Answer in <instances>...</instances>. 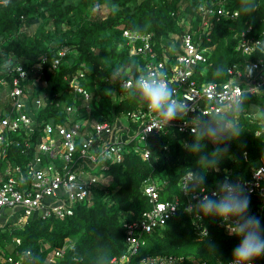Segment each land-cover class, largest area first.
I'll use <instances>...</instances> for the list:
<instances>
[{
  "label": "trees",
  "instance_id": "1",
  "mask_svg": "<svg viewBox=\"0 0 264 264\" xmlns=\"http://www.w3.org/2000/svg\"><path fill=\"white\" fill-rule=\"evenodd\" d=\"M212 1L218 7L237 10L238 16L217 21L210 42L216 44L212 64L203 68L204 73H197L198 81H222L233 63L247 71L248 65L259 57L263 63L253 75L264 71V55H244L236 48V34L246 26L251 24L258 32L264 30V0H249L255 6L250 13L243 11L246 3L242 0H11L7 7L0 0V107L10 108L8 93L17 74L3 70V59L7 58L28 70L19 85L24 110L33 118L32 125L37 130L27 132L22 127L9 132L12 142L0 168L10 161L26 172L43 125L66 123L67 105L73 107L74 118L84 120L88 127L94 122H114L129 111L145 107L122 90V80L113 79L116 67L124 70L123 80L134 79L145 64L144 56L130 53L123 31L152 32L156 49L161 52L171 47L168 52L174 56L186 30L183 17L191 18L192 30L196 29L201 19L200 7L215 6ZM100 6L108 9L104 16L95 14ZM61 49H67L64 55H60ZM81 72V82L92 95L87 102L68 81ZM237 104L243 106V111H234L235 104L223 114L203 118L238 122L242 132L227 142L228 151L219 170L207 172L205 187H215L226 173L233 180L250 178L252 170L264 160V121L256 117L257 109L264 108V93H247ZM133 124L130 133H134ZM192 140L193 132L169 127L149 135L145 141L125 142L122 161L110 163L104 173L106 178L94 187L90 200L77 202L72 215L59 218L38 213L25 225L7 221L0 226V256L2 252H13L16 246L21 251L31 249L33 262L48 264L50 252L69 240L71 246L63 264H104L105 255L107 264H118L112 259L126 252L125 222L138 218L151 206L145 193V184L151 181L158 184L161 199L178 197L180 205L166 223L144 236L134 258L175 254L182 256L185 264L228 263L239 239L228 234L220 219H199L194 212L186 211L189 197L183 194L182 182L191 169L198 167V156L187 152L183 144ZM205 144L209 152L217 147L208 141ZM136 145L147 148L150 156L142 157ZM51 160V156H45V163ZM57 164L62 166L63 162L58 160ZM85 168H90L87 163ZM250 197V213L264 223L260 197ZM201 226L207 227L208 235L198 239ZM15 237L21 239L20 244L15 243ZM209 244H214L215 249H210ZM31 260L26 259L25 263ZM257 262L264 264V258Z\"/></svg>",
  "mask_w": 264,
  "mask_h": 264
},
{
  "label": "built area",
  "instance_id": "2",
  "mask_svg": "<svg viewBox=\"0 0 264 264\" xmlns=\"http://www.w3.org/2000/svg\"><path fill=\"white\" fill-rule=\"evenodd\" d=\"M214 3L215 1H212V4ZM200 15V23L193 30L191 18L183 17L181 20L186 30L180 36V49L173 53L174 56L169 55L168 51L171 47L161 52L156 49L152 32L133 29L123 31L130 53L142 55L145 58L142 70L165 72L169 84L176 89L177 97L190 102L191 111L184 114L182 118L166 124L143 107L127 112L114 122H94L91 127H88L84 120L74 118L73 107L67 105L66 123L47 122L43 125L34 155L26 163V172H23L19 164H13L10 161H7L5 168H0V218L6 213L14 212L19 215L17 223L25 225L32 215L38 213L42 217L64 218L72 215L77 202L90 200L94 187L106 178L104 173L109 169L110 163L122 161L125 142L136 139L145 141L149 135L163 132L169 127H177L180 131L196 132L203 118L227 112L232 105L241 102L247 93H264V71L250 75L236 62L227 68L226 79L198 81L197 73H204V69L212 64V54L216 44L210 42L213 40L212 33L217 21L221 17L236 18L238 11L225 6L203 5L200 7ZM236 37V48L242 54L250 55L256 52L252 47L254 43L264 38V30L258 32L250 24L236 34ZM66 50L61 49L60 55H64ZM55 62L58 63V60ZM262 63L263 58L259 57L252 64L261 65ZM16 66L14 71L17 74L13 77V84L8 93L10 108L6 110L7 107H0V165L12 142L9 132L22 127H25L27 132L36 130V126L32 125L33 118L24 110L22 88L19 85L20 79L27 76L28 70L22 65ZM20 66L25 74L19 70ZM83 76L84 73L81 72L69 78L68 81L70 87L87 102L92 95L81 82ZM131 79L133 78L129 77L124 81ZM37 101L39 104L42 102L40 99ZM131 122L134 123V133H130ZM135 149L140 150L144 158L150 156L147 148L136 145ZM46 155L51 156L53 160L45 163ZM58 160L63 162L62 166L57 164ZM85 163L89 165V169L85 168ZM186 176L183 179L182 188ZM237 180L247 186L250 194L260 197V207L264 208V160L252 170L250 178ZM72 184L77 187L69 195L65 192V186ZM205 189L208 194L215 191V187H205ZM145 193L149 197L151 206L138 218L125 222L126 252L121 257H114L112 262L185 264V259L175 254L147 256L139 260L134 258L145 241L144 236L166 223L177 212L180 205L178 197L161 199L158 184L155 182H146ZM190 202L195 203L194 200L188 199L187 206ZM4 223H0V226ZM221 224L227 230L226 224L222 221ZM206 235H208L207 227L201 226L197 231V238L201 239ZM15 243L20 244L21 239L15 237ZM69 246L71 242L66 240L62 246L52 250L48 264H63L62 260ZM26 251L31 252L27 257L24 256ZM33 256L34 252L31 249L21 251L15 246L13 252H2L0 264H26V259L31 260ZM29 264L37 263L31 260ZM254 264L261 263L255 261Z\"/></svg>",
  "mask_w": 264,
  "mask_h": 264
},
{
  "label": "clouds",
  "instance_id": "3",
  "mask_svg": "<svg viewBox=\"0 0 264 264\" xmlns=\"http://www.w3.org/2000/svg\"><path fill=\"white\" fill-rule=\"evenodd\" d=\"M7 7L11 0H2ZM246 3L243 11L250 13L255 6L249 0H242ZM261 55H264V39L257 40L252 46ZM4 71H12L17 66L10 59L4 58L2 64ZM261 68L259 64H249L247 71L253 75ZM24 73L20 66L19 69ZM25 74V73H24ZM124 70L116 67L113 70V79L122 80V90L145 106L149 113L158 117L166 124L182 118L184 114L191 111L190 102L177 97L176 89L172 87L163 71L151 69L141 70L134 79L124 81ZM112 90H107L111 94ZM234 111H243L241 104H236ZM257 119L264 121V108H258ZM241 128L238 122L225 121L220 118L201 120L199 129L193 132V140L183 144L184 149L190 154L198 156L197 165L187 173L183 194L194 200L189 203L186 211L195 213L196 217L218 218L227 226L230 236L239 239V243L232 250V259L229 264H254L255 261L264 258V223L259 216L251 214V197L247 186L239 180H233L229 174L223 179L216 181L215 191L207 193L206 184L207 172L219 170V165L228 151L227 142L237 139L241 135ZM205 141L217 145L212 151H206ZM221 145H225L221 147ZM104 159V157H101ZM77 185H66L65 192L71 194ZM210 249H215L214 244H209ZM30 251H26L27 257ZM104 264H107L106 255ZM221 264L223 262L221 261Z\"/></svg>",
  "mask_w": 264,
  "mask_h": 264
},
{
  "label": "rangeland",
  "instance_id": "4",
  "mask_svg": "<svg viewBox=\"0 0 264 264\" xmlns=\"http://www.w3.org/2000/svg\"><path fill=\"white\" fill-rule=\"evenodd\" d=\"M96 10H97V12L95 14H97L98 16H104L108 12V9L104 6L97 7ZM18 217H19V215L14 214V212H11L10 214L6 213L0 218V223H4L7 220L17 223Z\"/></svg>",
  "mask_w": 264,
  "mask_h": 264
}]
</instances>
